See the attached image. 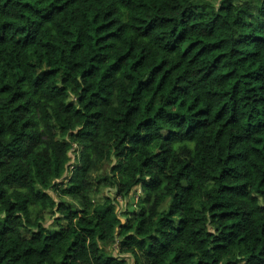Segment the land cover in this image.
<instances>
[{
    "label": "trees",
    "instance_id": "16d2710c",
    "mask_svg": "<svg viewBox=\"0 0 264 264\" xmlns=\"http://www.w3.org/2000/svg\"><path fill=\"white\" fill-rule=\"evenodd\" d=\"M124 255L264 264V0H0V264Z\"/></svg>",
    "mask_w": 264,
    "mask_h": 264
},
{
    "label": "rangeland",
    "instance_id": "374dc122",
    "mask_svg": "<svg viewBox=\"0 0 264 264\" xmlns=\"http://www.w3.org/2000/svg\"><path fill=\"white\" fill-rule=\"evenodd\" d=\"M103 190H104V189H102V190H101V193L98 195L99 198H101V197L103 196V195H102V191H103ZM136 190H137V194H139L140 189L137 188ZM112 192H113L112 190H109V191H108V193H109L110 195H112ZM106 193H107V190H104V194H106ZM136 197H138V196H136V195L134 194V197H130L129 199L127 198V199H125V200H124V199L117 200L118 203L120 204V205H119V208L117 209V213H118V215L121 217L122 220L124 219V216H125V214L123 213L124 210H125V208L128 207V206L131 207V206H132V202H133V201H134V202L136 201ZM50 223H51V219H50V218H47V224H50ZM108 250H109L110 253L113 254V255H118V254H119L116 245L109 247ZM121 257H124V259H125V263H126V264H132V259H131L128 255H124V256H121Z\"/></svg>",
    "mask_w": 264,
    "mask_h": 264
},
{
    "label": "clouds",
    "instance_id": "9594fccd",
    "mask_svg": "<svg viewBox=\"0 0 264 264\" xmlns=\"http://www.w3.org/2000/svg\"><path fill=\"white\" fill-rule=\"evenodd\" d=\"M118 200H120V199H118Z\"/></svg>",
    "mask_w": 264,
    "mask_h": 264
}]
</instances>
